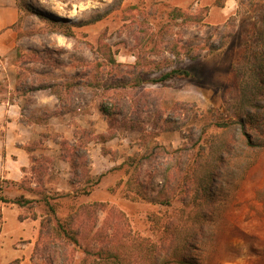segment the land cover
Wrapping results in <instances>:
<instances>
[{"label":"rangeland","instance_id":"374dc122","mask_svg":"<svg viewBox=\"0 0 264 264\" xmlns=\"http://www.w3.org/2000/svg\"><path fill=\"white\" fill-rule=\"evenodd\" d=\"M14 1L18 18L10 27L5 53L0 54V103L10 100L14 86H52L62 99V109L73 110L77 115L72 117L85 116L80 142L89 144V149L99 144L115 164H100L95 177L99 183L89 196L77 199L68 196L72 190L62 189L61 171L56 169L42 179L28 173L17 184L0 177V199L23 195L37 201L23 208L0 202V264H59L56 252L37 248L49 207L29 188L44 190L61 218L81 203H104L105 210L92 220L93 233L97 229L109 233L118 214L124 228L146 239L149 248L172 246L175 256L191 243L185 264H264V67H253L263 45L255 47L264 0H231L232 12L219 24L208 21L210 8L195 2L182 5L180 0ZM224 1L212 0V8ZM55 7L67 16L51 13ZM99 14L104 15L101 20L83 25ZM46 17L67 25L53 24ZM188 53L198 57L191 59ZM173 70H188L191 76L156 81ZM33 97L30 92L28 101ZM248 99L259 109L245 108ZM101 105L121 114L107 118ZM244 109L255 121L247 128L251 146L233 124L217 127L232 123ZM223 143L234 147L214 190L221 205L217 208V201L206 212L212 218L210 225L200 229L194 218L200 213L194 211L193 202L208 200L197 179L191 190L187 185L167 187L176 195L169 207L126 196L128 157L151 154V161L140 168L139 180L155 197L163 186L164 171L174 172L176 162L183 164L181 181L186 183L183 177L196 170L188 161L201 158L205 164L211 149ZM157 145L165 152L152 155ZM52 165L51 160L46 167ZM189 200L193 202L186 205ZM174 222L178 225L172 227ZM82 246L92 248V241ZM68 249L67 264H81L83 249L71 244ZM127 253L135 260V248ZM167 264L179 263L170 257Z\"/></svg>","mask_w":264,"mask_h":264},{"label":"trees","instance_id":"16d2710c","mask_svg":"<svg viewBox=\"0 0 264 264\" xmlns=\"http://www.w3.org/2000/svg\"><path fill=\"white\" fill-rule=\"evenodd\" d=\"M32 13H36L33 11L30 6L26 7ZM104 15L99 14L96 17H93L91 20L83 23V25H88L95 23L101 20ZM50 22L56 25L65 26L66 22L57 19V18H47ZM68 36H72V31L70 26ZM257 39L255 42V47H258L259 44L263 43L262 47H260L259 55H256L255 62L253 67L255 70L261 69L264 67V9L262 10V18L261 23L257 30ZM258 45V46H257ZM216 50V49H213ZM218 50V49H217ZM191 59H196L198 56L191 55L188 53ZM253 57H251L252 59ZM175 76H191V72L188 70H173L171 73L162 76L160 79L156 80L157 82H164ZM18 90H21L25 93L36 92L39 90L50 89V92L56 95L61 103V97L59 93L53 90L52 86H34L21 89L19 86ZM250 99L245 101V108H253L259 109L260 105L257 103H248ZM100 111L102 114L107 117H114L116 115L121 114L120 111L113 112L109 110L107 107L100 106ZM232 123H224L219 124L217 127H228L230 124L234 125V128L238 127L241 130V134L247 142L248 146L252 145V140L247 131V128L251 125H254L255 121L252 114L247 111V109L243 110L241 115L235 117ZM81 141V138H80ZM75 146H71L66 142H62V149L64 150L62 156L64 159L68 160L72 169L73 178L70 180V185L72 187V192L68 193V196H73L75 199L81 196H89L93 190V188L99 183V179H95L90 174L91 167V159L90 155L87 151V143H81ZM234 145H230L228 143H223L221 145H216L211 149L208 162L202 164L200 162L201 158L195 159L192 163L188 161L189 166L195 165L196 170L193 169L191 175L186 174L183 177L184 183L181 181V174L184 170L185 166L183 164L179 165L176 162L177 170L172 172V168L169 171H164L162 174L163 177V186L156 193L155 197H152L148 194V190L144 188V185L139 180V172L140 168L143 167L147 162H150L152 159L151 154H142L136 153L133 156L128 157L126 162H128V179L125 183L127 195L132 199L142 200L145 202L153 203L155 205H161L169 207L172 205L173 198H175V194L172 195L166 191V188H175L178 189L180 187H185L186 185L190 188V190L194 187L193 182L195 179L200 181L202 186H205V192L207 193L208 200L201 202H193L191 200L186 202V205L194 203V211L199 212L200 217L195 216L199 223V228L202 229L207 225L212 223V218L207 214L208 208L211 205H214L218 201V207L221 205V200H217L214 195L215 186L219 185L218 180L220 179V171L226 164L227 154L233 152ZM37 149V147H28V150ZM157 151L165 152L164 147L156 146L154 148V152L152 155L157 153ZM196 161V162H195ZM51 162L49 157L43 156L41 158H32V169L31 172L37 178H44L47 172V167ZM174 169V168H173ZM83 173V174H82ZM174 178H171V174ZM188 179V180H187ZM83 181V183H82ZM173 181V183H171ZM13 184H17L16 182H10ZM183 185L180 186V184ZM175 185V186H174ZM188 189V188H187ZM31 192L35 193L40 197L39 202L43 201L49 207L48 215L42 219L41 221V232L40 239L38 241L37 248L41 246L42 251H46L48 254L51 252H56L57 260L59 264H67L69 262V249L68 245L71 244L79 249H83L82 245L87 240L92 241V248L85 247L83 249L84 259L81 264H167V260L170 257L176 258V262L179 264H185L187 262V258L189 255V251L193 248L192 244L185 243L184 253L182 255H172L171 247L166 248L164 245H155L151 244V248L146 239L141 237H134L128 230L124 228V225L120 222V215H114L115 220L110 225V232H103V230L97 229L94 233V228L96 229V223L92 222L94 217L98 215L99 212L105 210L104 203H81L77 206V208L72 207L69 213L61 218L58 216L57 210L53 205L50 204L48 197L45 194V191H36L35 189H28ZM214 197V198H213ZM0 202L5 204H16L17 206L23 208L34 202L35 199H27L23 195L19 196L17 199L10 200L7 197H2ZM213 203V204H212ZM111 211V209H110ZM192 210L191 214L194 213ZM115 212V211H114ZM118 213V212H117ZM190 214V215H191ZM209 216V217H208ZM36 219V216L32 217ZM92 222L91 229L88 228V223ZM178 223H171V226H177ZM94 227V228H93ZM175 229V228H172ZM199 229V231H200ZM91 232V233H90ZM89 233L91 235H89ZM91 236V238H90ZM173 236H177L176 233L172 234ZM60 241V245H57V242ZM176 242V239L172 241V243ZM171 243V241H170ZM169 243V244H170ZM53 247V249H52ZM135 248L136 253L134 255L135 260H133V255L130 256L127 252L128 249ZM164 248V249H163ZM53 264V261L51 262Z\"/></svg>","mask_w":264,"mask_h":264},{"label":"crops","instance_id":"0c3cea01","mask_svg":"<svg viewBox=\"0 0 264 264\" xmlns=\"http://www.w3.org/2000/svg\"><path fill=\"white\" fill-rule=\"evenodd\" d=\"M191 2L210 8L207 19L211 24L221 23L233 9L231 0H225L223 6L213 8L212 0H180L182 5ZM17 18L18 7L14 0L0 2L1 55L5 53L4 47L9 40V32H12L10 27L16 23ZM12 88L14 92L10 100L0 103V177L9 182H21L26 174L32 173V158L46 156L53 162L47 171H61L62 189L72 190V169L68 160L62 156L64 150L61 145L62 142L71 146L78 144L79 132L85 128V116L72 117L73 110L62 109L58 97L47 92L50 89L31 92L34 97L28 101L30 93L22 92L16 86ZM73 119L77 123H71ZM88 145L86 149L91 159L90 174L95 178L100 173V164L109 166L115 163L102 154L103 148L99 144L94 143L92 149ZM30 146H36L37 149L28 150Z\"/></svg>","mask_w":264,"mask_h":264},{"label":"bare ground","instance_id":"6f19581e","mask_svg":"<svg viewBox=\"0 0 264 264\" xmlns=\"http://www.w3.org/2000/svg\"><path fill=\"white\" fill-rule=\"evenodd\" d=\"M51 13L59 16V17H66L67 15L64 13L63 9L55 7L51 10Z\"/></svg>","mask_w":264,"mask_h":264}]
</instances>
